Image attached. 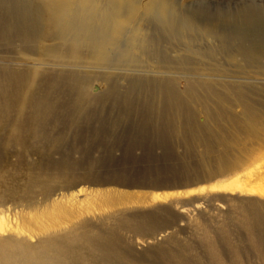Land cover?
I'll return each instance as SVG.
<instances>
[{"label":"bare ground","instance_id":"1","mask_svg":"<svg viewBox=\"0 0 264 264\" xmlns=\"http://www.w3.org/2000/svg\"><path fill=\"white\" fill-rule=\"evenodd\" d=\"M140 2L0 0V264H241L242 247L238 241L234 243L231 236L236 234L229 231H223L219 239L204 234L201 242H196L201 252L170 238L168 250L157 248L149 259L135 261L131 245L122 235L153 238L174 225L166 218L170 211L157 209L119 218L125 209H115L131 204L135 197L120 192L85 194L82 203L74 201L77 197L65 202L54 198L58 192L85 183L160 189L196 182L190 171H172L177 178L182 175L181 182L158 179L137 184L123 173H98L99 160L84 162L80 142L69 141L71 127L81 136L75 124L101 121L109 100L128 101L132 106L140 102L146 107L139 120V129L145 133L140 141H133V147L149 144L152 149L159 148L166 161L174 158L172 154L166 158L174 142L182 143L188 152L194 146L203 147V161H209L205 156L218 145L224 146L227 154L234 142L222 136L225 121L236 133L245 134L246 140L264 134V103L260 102L264 85L246 83L264 82V14L249 5L235 18L217 11L208 19L204 7L189 13L176 0H153L146 8L139 7ZM4 53L36 59L17 69L4 62ZM41 61L61 72L29 70ZM100 67L140 73H86L87 68ZM143 71L160 73L150 76ZM165 73L186 75L185 90L179 91ZM121 82L127 83L123 93ZM25 84L29 90L20 92ZM96 85L99 94L93 95ZM218 88H225L227 95L220 94ZM17 96L21 100H14ZM235 105L241 108L240 114L234 113ZM192 107L200 111L205 124L196 123ZM93 133L97 145L110 146L108 140H100L101 134ZM88 142L84 148L92 147ZM16 148L21 150L14 154L19 157L16 163L31 168L25 184L8 175L13 166L7 153ZM73 153L80 154L79 160ZM35 155L37 162L30 163L28 158ZM127 156L140 160L129 152ZM251 161L221 155L213 174H235L245 167L241 187L249 195L264 197V180L256 174L264 167L252 169ZM8 203L20 205L31 215L10 219L9 209L4 211ZM254 204L258 203L249 205ZM106 210L115 212L96 217V212ZM245 210L243 226L237 230L240 240H244L245 231L254 245H263L264 212L256 215L251 211L250 216ZM86 214L92 218H83Z\"/></svg>","mask_w":264,"mask_h":264},{"label":"rangeland","instance_id":"2","mask_svg":"<svg viewBox=\"0 0 264 264\" xmlns=\"http://www.w3.org/2000/svg\"><path fill=\"white\" fill-rule=\"evenodd\" d=\"M140 1L141 2L138 6L141 8H146L148 4L153 0ZM176 1L179 3V7L184 12L190 13L201 8L203 9L204 7L209 11L208 19H212L218 12H223L227 16L235 18L239 15L241 9H246L247 7H249V5L257 9L260 13L264 14V0ZM133 50L132 53L135 54L136 50L134 48ZM35 59L36 57L34 56L25 57L21 55H10L4 53V62H7L8 64H14L17 69H23L26 61H33ZM53 60L54 58H52V61ZM47 61H41V64L34 65V67L30 68L29 70H38V72L41 73H43L44 71L54 72V70L61 72L60 68H55L56 66L53 65L49 66ZM143 72L148 73V75L150 76L155 73H160L155 71ZM86 73L93 75L107 74L111 76H123L140 72H136L132 69L126 70L100 67L97 69L87 68ZM163 76L174 80V83L176 84V87L179 91L183 92V90H185L187 86L186 75H180L178 73H165L163 74ZM257 80V83H254V81H247L246 83H249L250 85H258L262 88L264 82L260 81V79ZM126 84V82H121V93L124 92ZM96 86L97 87H94L92 89L93 95L99 94V85ZM29 88L30 86L25 84L20 92L23 91L24 93H26ZM100 88L101 92L102 87ZM217 91H219L222 95H227L228 93L225 88H218ZM199 92L201 95H204L201 90ZM14 100H21V98L17 96L14 97ZM260 102L264 103L263 98L262 100H260ZM139 103L140 102H136L132 106V103L128 101L109 100L107 102V105H105L106 107L104 106L103 108V112L105 115H102L101 121L98 120L87 123H76V128L81 130V136L76 135L74 129L75 127L72 126L70 131L71 133H69V141L72 142L73 140H78L80 142V149L82 150L81 152L84 153L85 157L84 162L89 164L91 160H99L100 170L99 172H97L100 174L109 175L110 173H123L131 182H136L138 184L148 181L154 182L158 179L169 182L172 179H177L179 182H181L180 178L182 175L179 174L177 178V176L173 174L172 171H190V176L193 180L195 179L196 182L192 185H181L171 188L164 187L160 189L133 186L129 188L118 184L93 186L85 183L82 184L83 186L81 184L78 185L75 190H71L65 193L58 192L57 195L54 196V198L57 199L58 202H65L70 200L71 198L77 197V200L74 201H76L77 203H82L86 200V195H90L92 193L96 194L101 192H120L124 194H132L135 195V197L134 200H132L133 202H131V204L115 209H125V211L118 214L119 218L126 216V214L131 218L133 216H136V214L138 215L139 213L154 212L157 209H166L170 211V215L166 218L170 221H173L174 225L171 226L170 229L165 230L163 233H160L153 238H148L147 236H136L132 234L122 235L123 237L125 236L124 239L131 245L130 247L132 248L133 256L132 259H134L135 261L149 259V257H151L152 253L157 248L168 250L170 246V238L178 241L183 246H192L197 251V243L201 242L204 234H208L211 237L219 239V237L223 235V231H229L236 234L231 236V238H233L234 240V243H237L238 241L240 248L242 247L241 251L245 257L243 256L241 264H264V243L263 245L262 242L254 245L252 243L251 237L245 231L242 232V238H244V240H240L241 237L237 233V230H239L243 226L242 222L244 218L243 216H245V209L249 211L250 216L251 211H253L256 215L264 212V207H262L264 206V197L249 195L247 193V190H244L241 187L243 183L242 181L245 180V167L239 169V171L235 174L233 171L227 172L222 176L213 174V172L216 173L215 170L218 169L216 160H218L221 155L228 156L229 158L244 159L246 161L252 160L249 163L251 165L248 164L249 166H252V169L257 167H264V134H261L258 138H255L253 140H246L247 137L245 136V134L236 133L230 123L228 121H225L222 123V136H227L234 142L233 147L228 150L227 154L224 151V146L218 145L217 148L214 147L215 150L213 153L205 156L209 161H203V147L197 145L194 146L191 152H188L186 151V147L182 143L174 142V145L172 144L169 150L170 154L166 155L167 159L171 154L174 158L171 161H166L163 159L164 154L159 148L152 149L149 144L143 148H138V146L133 147V141H140V139H142V134L145 133V131L143 132L139 129L141 125L139 123V120L141 118V113L144 112L146 107L142 106V104ZM192 109L196 113V123L200 125L205 124L206 120L204 117H202L200 111L195 107H192ZM212 109L216 108L213 106ZM128 111H132L133 115H129ZM233 111L235 114H240L241 108L238 105H235L233 107ZM226 124L229 126H227ZM97 127L99 128L96 129ZM211 127H214V129H216L213 123H211ZM95 129L104 137V139H101L103 137L99 135L100 140H108L110 146L104 147L96 144L97 142H99V140H97V137H95L94 133L92 134V132H96ZM85 141H89L92 147L84 148ZM117 142H119L120 145ZM56 149H60V147L58 146L56 147ZM62 149L64 148L62 147ZM53 150H55V148ZM19 152H21L20 148H16L7 153V155L11 157L9 161L13 166L11 167L8 175L10 178L15 176L17 180L22 181L21 184H25L27 180L26 177L28 178L30 176L31 168H29V166L16 163L19 157L14 156V154ZM128 152L131 154V157L133 156V159L140 158V160L137 162L129 159L127 156ZM79 155V153H73V158L79 160ZM4 156H6V154H4ZM150 157L160 159L157 161H150ZM111 158L113 159L111 160ZM37 159L38 157L35 155L31 158H28V161L30 163H35L37 162ZM38 165L39 164H36V167ZM256 174L258 178L262 176V179L264 180L263 170H259ZM197 178L201 180L197 181ZM81 189L84 191L82 193H79V190L81 191ZM79 197L83 199H79ZM251 203L258 204L249 205ZM4 207V211H7L9 209L8 214L10 215V219L13 220L23 218L26 219L29 218V215H31L28 212H23L20 205L16 207L11 205V203H8ZM257 208L258 210L256 211ZM114 212L115 211L113 210H106L104 212H96L95 215L96 217H99L101 214L108 215L110 213L114 214ZM17 215H19L20 217H18ZM83 218L90 219L92 218V215L86 214L83 216ZM11 235L12 234H7L6 236ZM37 241L38 240L34 241V243H36ZM225 249L228 250L226 246ZM199 251L201 252V249H198V252Z\"/></svg>","mask_w":264,"mask_h":264}]
</instances>
